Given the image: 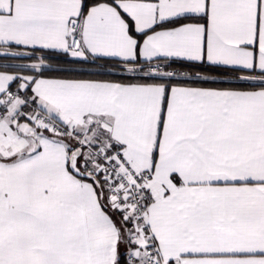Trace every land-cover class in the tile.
<instances>
[{"label":"snow or ice","instance_id":"1","mask_svg":"<svg viewBox=\"0 0 264 264\" xmlns=\"http://www.w3.org/2000/svg\"><path fill=\"white\" fill-rule=\"evenodd\" d=\"M0 264H264V0H0Z\"/></svg>","mask_w":264,"mask_h":264}]
</instances>
